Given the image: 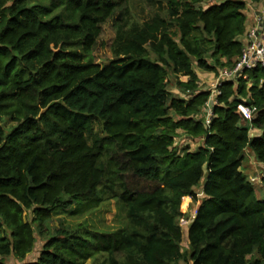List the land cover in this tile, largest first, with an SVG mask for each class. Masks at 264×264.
<instances>
[{
  "label": "trees",
  "instance_id": "1",
  "mask_svg": "<svg viewBox=\"0 0 264 264\" xmlns=\"http://www.w3.org/2000/svg\"><path fill=\"white\" fill-rule=\"evenodd\" d=\"M132 1L0 0V264H264V199L241 170L248 151L264 165V70L225 82L210 124L196 71L235 65L247 3L261 0H147L167 7L143 22ZM118 10L101 65L93 49ZM95 121L103 135L90 143ZM180 136L204 144L179 150ZM201 194L184 250L182 202ZM112 198L120 230L55 223Z\"/></svg>",
  "mask_w": 264,
  "mask_h": 264
},
{
  "label": "rangeland",
  "instance_id": "2",
  "mask_svg": "<svg viewBox=\"0 0 264 264\" xmlns=\"http://www.w3.org/2000/svg\"><path fill=\"white\" fill-rule=\"evenodd\" d=\"M223 0H202L200 4L206 7L213 3H220ZM167 7V2L163 1L159 2H149L147 0H133L130 3V10L133 16L143 22L146 20H150L156 13L160 12L162 9ZM119 10L117 11L116 15L110 18L107 22H105L102 26V33L98 38L94 49L93 55L96 63L101 65L108 64L113 59L112 53V44L116 37V18L119 16ZM224 68V67H223ZM221 68V69H223ZM197 71H200L196 67ZM200 81L199 86L202 90H208L212 88L213 83L218 75L213 72H204L200 71ZM183 79H186L183 77ZM169 90L173 92L178 97H185V93L182 92L181 88L177 85L176 79L174 76L169 77ZM173 115L178 118V116L173 113ZM199 119L205 120L207 118L206 113H202L198 116ZM246 121V120H245ZM248 124V122H244ZM10 126V123H8ZM252 133H256V131L252 130ZM103 135L102 133V126L99 122L95 121L93 125V131L91 134H88V140L90 143H93V140L97 137ZM175 144L178 145V149H182L184 147H189L191 151H197L203 144L204 138L192 140L191 138H186L180 136L176 139ZM246 160L241 168V170L249 175L251 182L254 184L257 194L259 198L264 199V185L262 186L261 182L264 180V165L259 164L255 156L250 152H246ZM259 164V165H258ZM146 186L144 183H140V187ZM202 187H198V191L202 192ZM203 196L201 199L199 198L198 202L192 204V200H187L186 198L182 202V209L187 212L188 214V222L185 220L182 222L183 229L187 232L190 223L195 218L196 209L199 208V205L202 201ZM76 207V206H75ZM25 213V219L31 221V213ZM56 224H59V218L64 220L66 224H69L73 229H75L79 234H82L86 229H94L102 232H113L124 228L126 225V218H125V208L124 204L120 202L118 199H109L104 201L98 208L87 212L82 215H75L73 216L70 211H60L58 215L55 217ZM192 219V220H191ZM36 224H34V227ZM187 235V233H186ZM186 235L184 233V241H183V248L184 250L189 247V243L187 241ZM43 241L38 238V243L33 251L27 258L28 261L36 260L39 257L41 249L43 247ZM95 262L94 258L87 261L86 264H93ZM9 264L17 263L13 259H8Z\"/></svg>",
  "mask_w": 264,
  "mask_h": 264
},
{
  "label": "built area",
  "instance_id": "3",
  "mask_svg": "<svg viewBox=\"0 0 264 264\" xmlns=\"http://www.w3.org/2000/svg\"><path fill=\"white\" fill-rule=\"evenodd\" d=\"M243 44L242 55L238 58L235 65L221 69L218 76L214 78L215 82L212 88L206 90L210 92V98L205 109L207 116L205 119L206 124H210L212 121L214 115L213 109L218 104V97L222 94L221 88L225 82L236 81L240 77L247 78L245 72L248 69L259 67L264 70V7L257 9L254 23L247 30ZM237 108L244 120L252 121L254 108L243 103H239ZM197 212L198 209H196L195 215H197ZM188 220L185 221L188 222Z\"/></svg>",
  "mask_w": 264,
  "mask_h": 264
},
{
  "label": "crops",
  "instance_id": "4",
  "mask_svg": "<svg viewBox=\"0 0 264 264\" xmlns=\"http://www.w3.org/2000/svg\"><path fill=\"white\" fill-rule=\"evenodd\" d=\"M261 7H264V0H261L259 3L257 2H248L247 3V6H246V9H245V14L247 15V21H246V32L247 30L249 29V27L254 23V18H255V15H256V11L258 8H261ZM246 32L244 35L241 36L240 40L242 42H245V37H246ZM197 71V70H196ZM199 76L201 77L200 75V71H197ZM254 131V130H253ZM259 165V164H258ZM262 184V183H261ZM263 186V185H262ZM201 196L200 195V199H201ZM186 199H189V200H192L190 197L186 198ZM195 202L192 201V204H194ZM201 204V203H200ZM188 231H189V228L187 230V232H185L184 230V233L186 235V238H187V241L189 243V237H188Z\"/></svg>",
  "mask_w": 264,
  "mask_h": 264
}]
</instances>
